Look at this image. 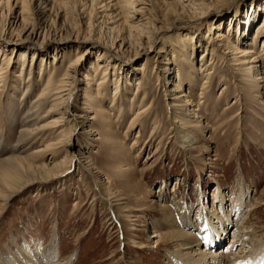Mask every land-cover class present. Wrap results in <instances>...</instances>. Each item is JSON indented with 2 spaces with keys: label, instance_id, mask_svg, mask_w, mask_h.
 Masks as SVG:
<instances>
[{
  "label": "rangeland",
  "instance_id": "1",
  "mask_svg": "<svg viewBox=\"0 0 264 264\" xmlns=\"http://www.w3.org/2000/svg\"><path fill=\"white\" fill-rule=\"evenodd\" d=\"M103 1L0 0V33L6 38L0 49L4 69L0 82V258L9 250L15 253L13 242L25 247L24 240L31 245L35 241L38 253L43 254L56 228L55 264H174L175 258L169 255L175 245L164 239L153 240H158L153 245L148 235L181 226L186 209L194 214L202 197L211 206L217 183L226 205L231 204L232 212L239 211L242 218L237 225L241 229L233 230L239 240L226 264L246 263L264 250V94L258 99L244 95L239 89L242 77L233 75L229 64H221L229 62V57L211 56L207 24L221 21L226 35L229 19L241 20L249 12L250 1L258 12L254 24H259L264 20V0H145L153 9L141 15L137 31L116 21L114 15L108 17L109 12L100 9ZM201 10L209 18L187 20L188 13ZM17 14L23 21L15 20ZM31 31L35 42H43L41 50L35 43L20 45L19 38ZM68 36L99 37L114 47L126 43L142 54L149 38L155 39L157 53L147 61L143 57L123 64L120 75L110 68L101 105L81 99V89L73 90L70 112H81L85 103L88 109L102 106L107 110L116 93V106L123 111H112L111 131L109 126L103 128L101 119L107 121L101 116L103 111L90 113L95 132L90 137L83 135L79 124L65 125L63 134L60 129L37 130L50 128L49 122L60 117L42 118L51 105L37 112L31 109L41 86L50 76L61 80L66 67L84 54L83 45L61 43ZM246 36L251 42L253 26ZM185 37L193 40L190 48L181 51L190 41ZM255 43L257 52L261 39ZM13 47L17 54L9 55ZM205 48L203 60L208 70L212 68L210 74L206 69L189 73ZM260 51L258 56L264 58ZM178 52L183 53L181 58ZM98 54L93 52L84 60L83 65L91 67L90 77L104 62L96 61ZM9 56L14 63L5 67ZM171 60L175 67L171 73L179 82L172 83L169 77L165 83L161 72ZM263 71L264 62L257 77ZM81 73L80 67L76 78L81 79ZM29 78L32 83L27 89ZM100 78L95 77L93 83ZM178 87L187 92L189 107L186 100L173 104ZM139 109V121L131 124ZM179 136L186 137L187 143H181ZM95 137L101 139L92 141ZM7 173L15 174V179L5 185L2 177ZM169 220L174 223L169 225ZM195 222L202 224L201 219ZM200 230L198 239L204 237L203 224ZM230 233L217 245L221 251L229 244ZM133 241L144 248L133 247Z\"/></svg>",
  "mask_w": 264,
  "mask_h": 264
},
{
  "label": "bare ground",
  "instance_id": "2",
  "mask_svg": "<svg viewBox=\"0 0 264 264\" xmlns=\"http://www.w3.org/2000/svg\"><path fill=\"white\" fill-rule=\"evenodd\" d=\"M9 0H7L8 2ZM150 2H146L145 0H104L101 8H105L109 14L107 15L112 16L116 19V21L121 20V24H130L129 28L132 27L137 31L139 27H141V15L147 11L153 9V4H149ZM2 3H0L1 7ZM152 5V6H151ZM248 9L249 12H245L242 16L241 20H238V18L229 19L230 23L227 25V31L226 35L224 33L223 28L221 27V21L212 23L210 21L208 25L209 29V35H208V45L210 46V54L211 56H216V54L219 53L225 55V57H229L230 61L228 62H222V65L229 64V68H231L234 72L233 75L242 77L241 80H239V83L242 84V87L239 86V89H241L242 93L244 95L250 96L251 98H257L259 95L264 94V71L260 77H257V69L259 70L264 62V58H261V56L257 54V52L261 53L260 49H262V54L264 53V20L259 22V24H254V20L256 18V14L258 12L255 9V3L254 1L248 2ZM262 7H264V3L261 4ZM195 12L193 14L188 13V21L189 22H198L200 20H204L209 18L207 16V12ZM111 12V13H110ZM20 14V13H19ZM19 14L16 15L15 20L17 21H23L22 18L19 17ZM148 14V13H147ZM17 17H19L17 19ZM141 23V24H140ZM134 25V26H133ZM253 26L255 29V36L252 39L251 42L248 41V38L246 36V32L248 29ZM114 28H111L110 30H113ZM141 28H139L140 30ZM237 29H239V32H237ZM168 33V30H162ZM235 34V36H234ZM5 35L1 32L0 33V49L1 44L4 43L6 38ZM187 37V36H186ZM183 40H190L186 45L183 46L184 50L186 51L188 48H190L191 41L193 40V37L186 38ZM35 32L31 31L23 38H19V41L21 42L20 45H25L29 43H35L33 46L37 47L38 49H42L43 42H35ZM149 38L147 41V50L144 52V54L141 53V51L131 49V47L126 43H121L117 47H114V45H108L107 43L101 42L99 37H79L76 36L73 38H70L69 36L64 38L61 42L62 44H76V45H83L84 46V54L77 57L70 65L66 67L65 74L59 81H54L52 79V76H50L46 82L41 86L39 93L35 99V101L30 106L31 109H33L35 112H37L41 107H44L46 105H51V108L47 111L46 115L42 118H47L48 116L52 115H60L59 118L52 119L49 122L50 128L47 127H39L37 130L47 131L49 129H60L61 134L65 133L64 127L65 125H74L79 124L83 128V135H86V137H90L91 135H94L95 132L93 131L92 127L90 126V121L93 120L90 113L92 112H101V116H104L106 120H102L103 128L106 129L107 126L111 124V114L114 109H117L121 113L122 106H116L117 98L116 93L113 94L111 103L109 105V108L107 110H103L100 106H96V108H90L88 109L87 104H84V108L81 109V112L72 111L70 112V104L73 103L71 101L73 90L74 89H81L82 97L84 101H93L94 103H97L98 105L100 103H103L102 99L104 97V86L106 83V79L109 75L110 68H113V72L116 74H119L122 70L123 64L128 65V63H135L137 61H140L141 58L144 57V59L147 61L151 56L156 54V47H155V39ZM261 39V47H259V51L256 52V41ZM16 47L11 48V54L9 55H16L17 49ZM26 48L21 49L22 51ZM5 51L7 49L5 48ZM98 52V59L96 61H99V59H103L104 62H101V67L96 68V73L91 75V77L87 74L88 69L91 70V67L84 66V60L87 59L91 53ZM101 51V52H100ZM206 52L205 54H203ZM203 53L200 54L199 60H197L198 64H192L191 71L189 73H197V72H204L205 69H207V65H205V60H203L204 57H206L208 50H204ZM178 57L181 58L183 56L182 52H178ZM25 53H20V55H24ZM86 55V57H85ZM108 55V56H107ZM172 57H174V54H171ZM85 57V58H84ZM83 58V59H82ZM12 57L9 56L7 59V62L4 64L5 67L13 65ZM144 60V62H145ZM182 62H185V59ZM180 60V61H181ZM224 60V59H222ZM83 61V62H82ZM143 62V63H144ZM185 64V63H184ZM197 66V67H196ZM24 65H22L21 68H23ZM81 67L82 73H81V79L76 78V74L78 73V69ZM85 67V68H84ZM88 67V68H87ZM210 67V66H209ZM125 68V66H123ZM174 63L169 61L164 68L162 69V76L165 80V83H167L169 77H171L170 81L172 83L179 82V77L173 75L174 70ZM84 69V70H83ZM118 69V71H116ZM22 70V69H21ZM212 68H209L208 75L210 74ZM4 69L0 67V82L4 81V77L2 75L4 74ZM172 72V73H171ZM114 73L113 77L116 75ZM121 74V73H120ZM119 74V75H120ZM101 76L99 80L94 84L93 79L95 77ZM187 77H191V75H187ZM193 79V78H192ZM182 80V79H181ZM27 89L30 88L29 85H31V78L27 80ZM131 81V80H130ZM116 85L118 82H115ZM206 84V81L203 82V85ZM130 85V83L128 84ZM189 85V84H188ZM92 87H94L92 89ZM192 87V86H191ZM24 90V92L27 93V91L30 90ZM202 90V89H201ZM177 93V96L174 97L172 100L173 104L177 103H183L184 100L187 102L186 107H189L191 103H189L188 95L184 92V90H181L180 87L177 88L175 91ZM27 95V94H26ZM99 98V99H98ZM121 99V98H120ZM119 100V99H118ZM256 101V100H255ZM118 104V103H117ZM101 105V104H100ZM260 105H263L260 103ZM73 106H75L73 104ZM117 107V108H116ZM175 108V112L177 113V106L173 105ZM74 109V107L72 108ZM79 111V110H78ZM66 115V116H65ZM57 116V117H58ZM67 117V118H66ZM141 117L140 109L136 110L135 117L132 119V123H136V121H139ZM176 119L178 116H175ZM67 119H69L67 121ZM174 119V118H173ZM106 121V122H105ZM180 125L183 126V121L179 120ZM98 122H96L97 124ZM110 127V126H109ZM185 129V127H184ZM112 130V127H110V131ZM111 134V132H110ZM184 134V133H181ZM112 135V134H111ZM59 139V138H58ZM101 139L98 137L92 138V141H99ZM179 141L183 144L187 143L186 137L179 136ZM104 141V140H103ZM190 144V143H189ZM72 162V161H71ZM46 169V166H42ZM89 168V167H88ZM27 170V169H26ZM64 172V171H63ZM61 173L58 175L53 174L57 178L60 176ZM52 176V175H50ZM3 182L5 185L8 184V182H11L15 179V174L13 173H7L4 174ZM213 190L215 191V199L214 203L210 204L207 200L203 201V197L198 201L196 205H198V209L194 214H191L190 209H186L184 218L182 220L181 226L174 225V228H170L166 233L159 234L158 231H154L153 233L148 235V239H150L151 244H156L157 241H153L156 239H164L168 240L172 244H174L175 250L170 252L171 258H175L174 264H226V260L228 257L233 255L232 247H235L237 244V241L239 239H236L238 234L236 231L233 230H239L237 225L242 221V218H239V211L232 212L231 208L232 205H226L227 200L223 196V192L219 185L213 186ZM201 192V196H202ZM11 197V196H10ZM195 208V207H194ZM230 209V211H229ZM127 213V212H125ZM132 218V217H131ZM130 219V218H129ZM202 220V224L205 230L204 237L202 239H198L200 234V228L201 225L195 222L196 220ZM171 220H169L168 224L172 225ZM200 223V222H199ZM153 229H156V225L158 222L154 223ZM176 224V221H175ZM167 226V225H166ZM230 231V236L228 239V245L224 247V249L221 251V246L217 247V245L225 239V235ZM237 234V235H236ZM199 235V236H198ZM58 231L56 228L52 230L51 233V239L50 241L44 245L43 254L38 253L39 246L34 241V244L31 245L30 241L24 240V246H19L13 242L15 247V253H11L9 250L8 255L0 260V264H55L54 262L57 259V247H56V241L58 238ZM234 238V239H233ZM201 240V241H199ZM134 242V241H133ZM202 242V243H201ZM152 245V248L155 247ZM137 249H143L142 244L138 245L134 242V246ZM260 251V250H259ZM250 257L246 263L241 262L239 264H264V250L262 252ZM238 253V252H237ZM240 254V253H239ZM43 255V256H42ZM72 256L69 258V262H71ZM53 261V262H52Z\"/></svg>",
  "mask_w": 264,
  "mask_h": 264
}]
</instances>
